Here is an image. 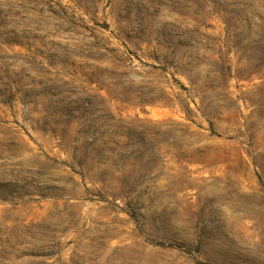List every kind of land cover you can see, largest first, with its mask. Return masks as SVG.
I'll use <instances>...</instances> for the list:
<instances>
[{
  "label": "rangeland",
  "instance_id": "obj_1",
  "mask_svg": "<svg viewBox=\"0 0 264 264\" xmlns=\"http://www.w3.org/2000/svg\"><path fill=\"white\" fill-rule=\"evenodd\" d=\"M263 145L264 0H0V264H264Z\"/></svg>",
  "mask_w": 264,
  "mask_h": 264
},
{
  "label": "bare ground",
  "instance_id": "obj_2",
  "mask_svg": "<svg viewBox=\"0 0 264 264\" xmlns=\"http://www.w3.org/2000/svg\"><path fill=\"white\" fill-rule=\"evenodd\" d=\"M77 75V74H76ZM246 110V109H245ZM162 111V110H161ZM163 112V111H162ZM157 115V114H156ZM251 121V120H250ZM73 131V130H72ZM260 144V143H259ZM264 146V145H263ZM78 148V147H77ZM263 150V149H262ZM117 180V179H116ZM251 182V181H250ZM51 202V201H50ZM47 206V205H46ZM72 214V213H71ZM15 222H17V221H15Z\"/></svg>",
  "mask_w": 264,
  "mask_h": 264
}]
</instances>
